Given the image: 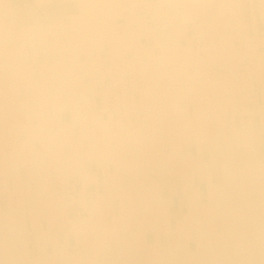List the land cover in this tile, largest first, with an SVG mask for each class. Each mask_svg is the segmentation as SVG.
I'll list each match as a JSON object with an SVG mask.
<instances>
[{
    "label": "crops",
    "instance_id": "obj_1",
    "mask_svg": "<svg viewBox=\"0 0 264 264\" xmlns=\"http://www.w3.org/2000/svg\"><path fill=\"white\" fill-rule=\"evenodd\" d=\"M8 1L15 28L24 29L27 55L9 61L6 75L0 67V264H95L84 252L99 235L109 244L98 264H157L160 249L170 257L166 232L140 231L142 211L124 199L108 148L163 143L157 115L171 131L165 148H177L170 141L178 123L206 112L264 151L256 144L254 119H248V134L240 130L245 123L226 125L222 118L228 104L242 114L241 101L227 92L229 84L240 91L242 79L249 87L244 95L254 91L252 114L264 110L253 88L259 79L264 95V0H32L23 2L28 13ZM163 30L173 37L170 43H161ZM40 40L43 59L51 60L44 72L42 58L31 57ZM60 47L79 55L78 70L64 69L69 59ZM113 68L117 81L110 86ZM78 88L85 99H77ZM148 100L154 114L143 110ZM195 144H182L189 158L175 159L169 170L184 169L186 180L200 181L207 193L204 172L222 170L221 159ZM135 167L153 174L152 165L136 161ZM171 213L174 221L175 207ZM119 220L130 238L121 249L125 262L116 256Z\"/></svg>",
    "mask_w": 264,
    "mask_h": 264
},
{
    "label": "bare ground",
    "instance_id": "obj_2",
    "mask_svg": "<svg viewBox=\"0 0 264 264\" xmlns=\"http://www.w3.org/2000/svg\"><path fill=\"white\" fill-rule=\"evenodd\" d=\"M86 16L87 14L83 17ZM105 22L110 23H103ZM89 28L83 27L86 32ZM23 30L14 31L12 7L8 0H0V67L5 75L9 61L13 58L22 61L27 55ZM17 40H21V44H17ZM41 43L40 40L35 44L31 57L42 58L41 70L44 72V64L51 63V60L43 59L44 48H39ZM64 80L67 81V78ZM143 110L154 114L151 100L145 102ZM214 117L217 116L205 112L204 115L196 114L191 119L178 123L177 135L172 137L177 136L176 142L172 139L170 141L177 148H165L167 144L164 141L168 140L171 131L158 115L154 117L155 128H159L158 135L163 143L158 141L149 146L144 143V146L137 147L131 142H114L111 149L108 148L109 159L118 172L117 186L120 189L122 187L124 199L136 201L137 208L142 211L140 231H161L168 235V249L170 248L172 255L169 257L163 249L158 250L157 264H218L216 259L209 256L206 219L211 218H215L221 227L219 236L223 246L227 245V238L234 233L240 253L264 252V166L258 162L253 139L245 138L244 132L236 127L222 128L219 119ZM147 135L148 126L139 132V141H145ZM238 136H242V139H237ZM190 142H196L198 146L204 144L207 150L214 151L221 159L222 170L204 172L205 177L202 178L207 180V193L202 191L201 186L198 187L196 183L191 185L186 180L184 169L169 170L170 166L175 165V159L182 162L186 157L189 158L183 154L181 145ZM136 161L146 169L152 165L153 174H150L151 170H131L136 168ZM150 175H154V179ZM180 194L183 195L182 198ZM173 207L176 211L174 221L171 213ZM119 221L116 230L119 251L116 256L122 255L121 261L125 262L126 256L121 249L130 238L125 222ZM106 241L103 235H99L95 239L90 238V242L86 244L84 253L90 255L95 264L102 262L101 252L108 250L109 241Z\"/></svg>",
    "mask_w": 264,
    "mask_h": 264
},
{
    "label": "rangeland",
    "instance_id": "obj_3",
    "mask_svg": "<svg viewBox=\"0 0 264 264\" xmlns=\"http://www.w3.org/2000/svg\"><path fill=\"white\" fill-rule=\"evenodd\" d=\"M24 1H32V0H15V3L17 4L18 7L20 8H25V11L26 13H28V7L26 6H23L24 5ZM13 11V9H12ZM14 14V13H13ZM25 19H27V15L25 16ZM14 23V21H13ZM22 29L18 30L15 28V23H14V31H21ZM206 33V32H205ZM161 35H158V37L161 39V43H170L171 40H172V36L171 34L168 32V31H165L163 30L162 32H160ZM207 35V34H206ZM21 41V40H20ZM19 40H17L16 42H18L19 44H21ZM17 43V44H18ZM116 51V49H113L112 51ZM73 51L72 47H68V49H64V51H62V47H60V55L62 56H65L67 58V60L69 59V62H66L64 63V69L66 71L68 70H73V71H76L79 69L80 67V62L78 61V56L79 55H76L74 52L71 53ZM107 52L110 51V49H107L106 50ZM33 51L31 53V56L33 57ZM108 54V53H107ZM109 56L111 58H113L114 60H116V58H114L111 54H109ZM113 60V62H114ZM108 63H111L110 61ZM61 65V64H60ZM218 65L219 64H216L214 65V69L217 71H220L221 67L218 68ZM114 71H112V77L110 79V83L109 85L110 86H113L112 83H114L115 81H117V78L115 77L116 76V73H115V70L117 71L118 69L117 68H113ZM221 75V74H220ZM222 76V75H221ZM224 77V76H222ZM248 81V80H247ZM245 81L244 79H242L241 81V90L237 91V90H232V85H228L229 86V89L227 92L229 93V95L232 97L234 95V102L236 103L237 100L241 101L240 105H237V107L239 108L240 111H242V114L240 115V113L238 114H234L232 113V105L231 104H228V107L230 109H228L227 113L224 114L222 116L223 118V122L224 124L226 125H229L231 124L232 121H234L236 119V123H238L239 125L242 124V123H245L246 126L244 125V127H242V129L240 128V130H245L247 131L248 134H252L253 133V130L252 128L249 126V120L250 118L254 119V130L256 131L255 133L257 134V141H256V144H263L264 145V110L260 107V109L258 110L260 113H259V116H255L253 115L254 112L256 111L254 109V104L252 103V101H255L253 98L255 97V95L253 96V93L251 92V95H244L246 92V89H244L246 86L247 88L248 85L247 82ZM257 84L260 82V80L258 79L257 81ZM264 83V81H262ZM117 83V82H116ZM253 84L254 82L251 84L252 87H253ZM256 85H254V90H256V97H257V101H261L260 102V105L261 106H264V95L262 94V88L261 87H258ZM77 93H79L77 95V99L79 98H86L84 96V91L83 89L81 88H78V91ZM259 93V94H258ZM259 97H260V100H259ZM87 103V102H86ZM236 105V104H235ZM234 105V106H235ZM258 106V105H257ZM244 107H246L247 109H244ZM235 110V109H234ZM253 113V114H252ZM256 114V113H255ZM138 114H135V116H137ZM235 116V118H234ZM262 119V121H260V119ZM249 119V120H248ZM173 124V129H175L176 127V121L175 120H171ZM244 121V122H243ZM227 122V123H226ZM226 128V127H225ZM246 133V132H245ZM263 141V142H261ZM263 145H262V148H263ZM263 149L260 150V147H259V150H258V162L260 164H262L264 166V151ZM214 158L215 157V154H213ZM196 173L198 174V172L195 170L194 174L196 175ZM196 178H197V175H196ZM197 185L200 186V181L197 182ZM183 195L180 196V198H182ZM206 228H207V231L209 232V256H211L212 259H216L217 263L218 264H264V252L262 254H260L259 252H254V253H247V252H242L240 253L237 248L239 247L237 243V240L236 237H233L234 236V233H233V236L232 237H226L227 239H229V241L226 243L227 245L223 246V243H222V240L220 239V232H221V227L217 225V221L215 220V218L213 219H208L207 223H206ZM214 235V236H213ZM156 239L157 241L158 240V235H156ZM215 237V238H214ZM161 241V240H160ZM236 242V243H235ZM222 252H223V255H222ZM226 252V253H225ZM236 252V253H235ZM239 253V254H238ZM226 254V255H224ZM255 256V257H254ZM218 258V259H217ZM221 259V260H220Z\"/></svg>",
    "mask_w": 264,
    "mask_h": 264
}]
</instances>
